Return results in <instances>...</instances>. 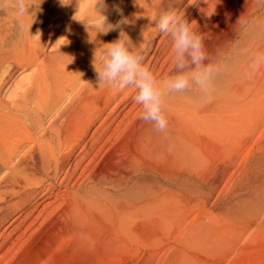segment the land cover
<instances>
[{"label": "bare ground", "instance_id": "6f19581e", "mask_svg": "<svg viewBox=\"0 0 264 264\" xmlns=\"http://www.w3.org/2000/svg\"><path fill=\"white\" fill-rule=\"evenodd\" d=\"M201 1L101 9L130 21L121 27L158 80L173 74L171 38L152 22L164 12L188 19L219 67L210 101L197 89L165 97L163 132L139 118L132 89L98 85L94 53L99 67L119 30L85 27L97 0H35L32 24L28 13H15L20 27L0 20V264H213L228 219L263 228L264 150L246 191L224 199L222 184L264 124V66L251 67L264 54V0Z\"/></svg>", "mask_w": 264, "mask_h": 264}, {"label": "clouds", "instance_id": "9594fccd", "mask_svg": "<svg viewBox=\"0 0 264 264\" xmlns=\"http://www.w3.org/2000/svg\"><path fill=\"white\" fill-rule=\"evenodd\" d=\"M14 5L17 15L23 17L35 8V0H14ZM8 6L9 0H0V10ZM103 8H106L104 0H97L98 15L82 21L87 29L96 30V36L119 30L116 40L101 44L99 67L95 63L96 51L94 53L99 86L107 85L120 92L132 89V99L142 107L139 118L161 132L168 127L165 97L169 94L197 89L211 100L213 83L220 69L215 64L206 63L208 57L203 37L193 30L188 19L177 12H164L152 20L159 34H167L171 38L173 48V74L165 80H158L153 71L144 66L139 50L121 27L130 21L125 17L115 24L109 23L102 14ZM35 12L32 13L31 24ZM262 66L264 54H257L251 67L255 71Z\"/></svg>", "mask_w": 264, "mask_h": 264}, {"label": "rangeland", "instance_id": "374dc122", "mask_svg": "<svg viewBox=\"0 0 264 264\" xmlns=\"http://www.w3.org/2000/svg\"><path fill=\"white\" fill-rule=\"evenodd\" d=\"M11 1L12 0H9L8 7L3 10H0V20L5 22V18H8L7 23L9 24V21H13L15 19V22L13 21L12 24L16 25L17 27H20V19L15 15V13H17V10L14 5V0L12 4H10ZM203 1L204 0H202L201 3H203ZM32 13L34 12L31 9L28 14ZM18 35L15 36V38H17ZM14 41H16V39H14L13 42ZM26 73L28 72H23L21 73V75L24 76ZM246 135L249 137L248 146L244 147L241 150L239 149V151L236 150V152H240L236 161V167H234L233 170H230V172H228L223 179L224 182L222 184V189H224V193L222 198L224 199H227V197H229L233 193H242L246 191L245 186L248 184H245L244 181L245 172L247 171L249 164L253 162L254 158L258 157V155H260L264 150V124L263 126H261L260 131ZM214 200L215 198H213L212 201ZM233 221L235 223L236 220ZM226 223L230 224V232H228V235L223 233L221 236H219L217 238V241L214 242L211 248V252L213 254V264H218L217 262L222 259L223 255L230 251V249H234L236 246H238V249H236L231 254L232 260L229 261V264H264V226L256 232L255 230H243V226L237 225L236 223L234 224L232 223V220L229 219ZM144 236L145 253H147L152 250L150 243L153 242L154 237L147 234H144ZM141 256L142 253L141 255H134V261L136 263L141 261ZM148 263L153 264L151 261H148Z\"/></svg>", "mask_w": 264, "mask_h": 264}]
</instances>
